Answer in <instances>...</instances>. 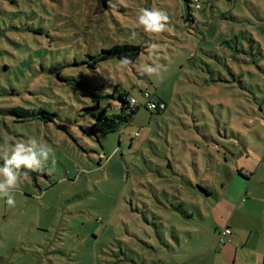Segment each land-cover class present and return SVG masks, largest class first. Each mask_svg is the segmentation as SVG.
<instances>
[{
    "label": "rangeland",
    "instance_id": "374dc122",
    "mask_svg": "<svg viewBox=\"0 0 264 264\" xmlns=\"http://www.w3.org/2000/svg\"><path fill=\"white\" fill-rule=\"evenodd\" d=\"M140 8L165 12L166 31L138 27ZM125 43L142 47L133 64L96 61ZM146 91L166 109L119 120L120 93ZM262 112L264 0H0V146L32 137L55 154L51 175L22 170L14 207L0 197V264H174L177 232L212 225L184 220L207 207L186 179L211 181L231 122L252 134Z\"/></svg>",
    "mask_w": 264,
    "mask_h": 264
},
{
    "label": "crops",
    "instance_id": "0c3cea01",
    "mask_svg": "<svg viewBox=\"0 0 264 264\" xmlns=\"http://www.w3.org/2000/svg\"><path fill=\"white\" fill-rule=\"evenodd\" d=\"M256 119L257 128L252 134L244 128L240 119L231 122L232 134L226 137L230 139V147L222 151V167L213 168L211 181L205 180H209L208 176L198 179L210 191L208 197L214 189L218 195L213 203L198 199L200 203H207V207L199 210L192 222L197 220L200 224L208 219L212 220V225L198 226L197 230L186 234L184 231L177 232L181 235L175 236L177 244L172 248L183 256L174 264H264V112L256 114ZM214 145L204 144L208 148H215ZM196 167L200 166L197 164ZM215 178L221 188L219 191ZM202 217L203 220L199 221ZM226 227L231 229V234L224 232L227 241L220 245L217 239ZM193 236L207 239L191 253L185 254L184 241Z\"/></svg>",
    "mask_w": 264,
    "mask_h": 264
},
{
    "label": "clouds",
    "instance_id": "9594fccd",
    "mask_svg": "<svg viewBox=\"0 0 264 264\" xmlns=\"http://www.w3.org/2000/svg\"><path fill=\"white\" fill-rule=\"evenodd\" d=\"M138 27H141L146 34L159 36L167 29L169 17L165 12L140 8L137 14ZM159 46L152 44L149 48L150 55H156ZM129 63L127 59L121 61V66H126ZM142 70L149 74H158V67L144 66ZM53 150L37 139L29 137L26 142L15 143L11 148L7 143L0 146V159H3V164H0V197L6 198V203L9 207H14L16 204L14 193L18 191L22 170L23 176H27L28 172H44L47 171L51 175L54 167L46 168L48 161L52 160L55 165Z\"/></svg>",
    "mask_w": 264,
    "mask_h": 264
},
{
    "label": "trees",
    "instance_id": "16d2710c",
    "mask_svg": "<svg viewBox=\"0 0 264 264\" xmlns=\"http://www.w3.org/2000/svg\"><path fill=\"white\" fill-rule=\"evenodd\" d=\"M99 2L100 3L102 2L106 5V0H99ZM141 51H142V47L140 45H134L131 43L116 44L110 49H103L102 50L103 55L97 56L96 61L111 58V57H116L120 60L127 59V61H129V64H133L138 59V57L140 56ZM146 92H150V91H146ZM150 93H151V98H152L153 102L155 103L154 107H148V106L143 105L141 103H140V105H131L130 98L132 96H130L128 94L120 93V99L122 102V104H121L122 114L118 116L119 120H123V121H126L127 123H129L131 121V118L140 109L141 106L148 107L149 109L155 110L157 112H161V111L165 110L166 109V102L164 100H154V95L156 93L154 91L150 92ZM160 103H164L165 106L160 107ZM112 128H114V124L111 123V121L110 122L107 121L103 126V131H107V130H110ZM169 165H170V163H169ZM186 180L188 183H190L192 185L193 189L198 190L199 196H202V197H197V199H199V198L200 199H206L211 194L210 191L203 186L204 184L202 182L198 181L195 185V184L191 183L190 179H186ZM199 180H202V179H199ZM184 187H185V184L183 182L181 184L178 183V187H177L178 192L176 195H174V197L178 199L176 202L179 203V205L182 207V211L180 213L187 214V211H185V206L187 205V201H188L187 199H190V197L185 196L186 192L184 191ZM193 214L194 213L188 214L187 219H184L183 217H181V218L184 220H191L194 216Z\"/></svg>",
    "mask_w": 264,
    "mask_h": 264
},
{
    "label": "built area",
    "instance_id": "2783aa9c",
    "mask_svg": "<svg viewBox=\"0 0 264 264\" xmlns=\"http://www.w3.org/2000/svg\"><path fill=\"white\" fill-rule=\"evenodd\" d=\"M144 98H145V101H144L143 105H146L148 107H154L155 106V103L153 102V100L151 98L150 92H145ZM130 102H131V105H140V103L138 102V100L135 97H131ZM164 106H165L164 103H160V107H164ZM224 232L227 234H231V229L226 227L224 229V231L219 234L218 239H217V243L220 245L224 244L227 241V239L223 236Z\"/></svg>",
    "mask_w": 264,
    "mask_h": 264
}]
</instances>
